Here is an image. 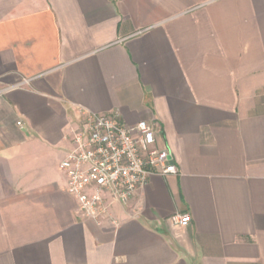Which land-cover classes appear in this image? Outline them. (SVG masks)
Returning a JSON list of instances; mask_svg holds the SVG:
<instances>
[{
  "label": "crops",
  "instance_id": "crops-1",
  "mask_svg": "<svg viewBox=\"0 0 264 264\" xmlns=\"http://www.w3.org/2000/svg\"><path fill=\"white\" fill-rule=\"evenodd\" d=\"M0 95V264H264V0H0ZM88 113L177 169L115 226L60 169Z\"/></svg>",
  "mask_w": 264,
  "mask_h": 264
},
{
  "label": "built area",
  "instance_id": "built-area-1",
  "mask_svg": "<svg viewBox=\"0 0 264 264\" xmlns=\"http://www.w3.org/2000/svg\"><path fill=\"white\" fill-rule=\"evenodd\" d=\"M16 125L22 127L20 121ZM155 135V124L147 121L127 126L114 115H84L72 148L60 163L67 178L66 193L84 219L115 226L108 204H127L151 176L177 173L169 151L156 147ZM170 221L184 228L190 216L174 215Z\"/></svg>",
  "mask_w": 264,
  "mask_h": 264
}]
</instances>
